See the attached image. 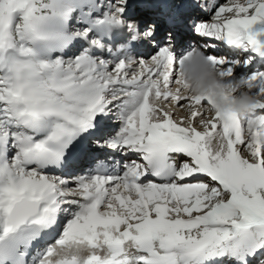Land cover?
<instances>
[{"label":"snow or ice","instance_id":"obj_1","mask_svg":"<svg viewBox=\"0 0 264 264\" xmlns=\"http://www.w3.org/2000/svg\"><path fill=\"white\" fill-rule=\"evenodd\" d=\"M194 52L252 113L184 93ZM253 125L264 0H0V264H264Z\"/></svg>","mask_w":264,"mask_h":264},{"label":"clouds","instance_id":"obj_2","mask_svg":"<svg viewBox=\"0 0 264 264\" xmlns=\"http://www.w3.org/2000/svg\"><path fill=\"white\" fill-rule=\"evenodd\" d=\"M182 79L187 82L184 93L198 96H211L216 110L222 112H234L242 118L253 112V106L257 102V97L248 92L238 91V85L222 80L214 72L211 65L199 52H194L184 64L182 69ZM223 93L229 95V99H224ZM233 93H236L233 98ZM255 135H250L253 140H258L264 144V130L253 125Z\"/></svg>","mask_w":264,"mask_h":264}]
</instances>
